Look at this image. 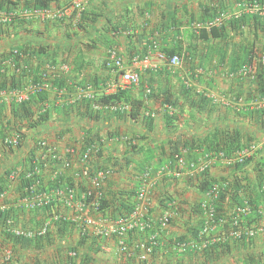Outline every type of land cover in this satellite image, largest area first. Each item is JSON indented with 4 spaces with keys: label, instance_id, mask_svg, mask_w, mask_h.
I'll use <instances>...</instances> for the list:
<instances>
[{
    "label": "crops",
    "instance_id": "1",
    "mask_svg": "<svg viewBox=\"0 0 264 264\" xmlns=\"http://www.w3.org/2000/svg\"><path fill=\"white\" fill-rule=\"evenodd\" d=\"M71 1L53 0L52 8ZM247 1L88 0L82 14L72 12L61 21L0 25V85L6 84L1 90L13 89L14 74L18 78L25 71L21 89L29 94V112H15L16 102L0 105V188H5L0 193L7 194L0 205L15 227L26 230H38L55 213L68 218L66 224H53L40 242L29 239V245L9 244L0 227V264H264V232L249 236L243 231L241 239L229 236L230 217L237 215L235 200L229 198L219 204L224 224L215 233L220 243L204 250L188 246L184 252L175 246L182 239L188 244L198 240L205 225L202 205L209 197L208 191L203 194V179L236 184L240 197L253 201L260 200L257 194L264 189V18H234L214 36L195 31L196 24L241 11ZM16 49L23 54L15 65ZM112 49L123 58L125 71L140 75L138 86H123L121 74L106 65ZM175 55L181 64L171 66L168 60ZM244 66L251 67L247 75L240 74ZM46 80L57 82L63 94L51 90L48 100L39 103L33 86ZM81 87L95 89V97H82L77 92ZM118 92L124 94L120 102H98ZM15 134L21 135L20 146H6L4 139ZM40 141L60 156L41 162L45 189H54L63 178L60 186L73 188L79 200L90 187L81 172L104 171L109 217L118 218L116 202L130 194L135 207L148 176L151 228L124 236L131 253L121 250L117 237L96 236L73 222L72 209L58 205L29 210L23 204L24 178L11 176L30 167L37 148L35 160L40 161ZM91 147L96 152L86 164L80 155ZM250 147L254 151L244 162L216 161L200 171L211 152L229 157ZM175 157L187 165L180 168ZM166 212L171 222L161 226ZM236 218L240 221L241 215ZM257 225L264 226V213Z\"/></svg>",
    "mask_w": 264,
    "mask_h": 264
},
{
    "label": "built area",
    "instance_id": "2",
    "mask_svg": "<svg viewBox=\"0 0 264 264\" xmlns=\"http://www.w3.org/2000/svg\"><path fill=\"white\" fill-rule=\"evenodd\" d=\"M88 0H72L71 3L67 6L58 8H48V9H33V8H21L16 11H2L0 10V25H8L14 23L17 20H41V21H61L65 18L69 17L72 12H77L82 14L85 10V5ZM242 15H256L258 17L264 18V3H260L256 0H248L241 11L236 13H222L217 16L212 21L205 24H196L195 31L199 34V31L205 29L207 32H210L213 28H219L223 26L226 22L234 19L240 18ZM80 17V15H78ZM17 54V51L15 52ZM181 57L175 55L169 58L168 64L171 66H178L181 64ZM139 62L136 60L133 62L134 66H137ZM111 71L121 74V82L123 86H138L140 84V75L135 71H125L123 58L120 56L116 49H112L109 51L107 57L106 64ZM62 71L66 72L67 67H63ZM251 72V67L244 66L240 74L247 75ZM45 78L47 76H44ZM48 78V77H47ZM33 90L35 92H40L42 90H52L49 83L44 81L42 84H38L33 86ZM77 92L85 98H94L96 93L93 88H79ZM57 93L63 94V91H57ZM29 100L28 90L25 89H3L0 90V105L3 103L16 102L22 104ZM117 109V106H112V109ZM115 109V110H116ZM21 135L15 134L10 137H6L4 139V144L9 147H18L21 143ZM39 147L42 153L40 161L33 160L30 164V167L27 169H16L14 174L11 176V179H16L23 177L25 181V192L23 199V204L29 210H43L45 208H50L53 206L63 205L68 209H72L74 211L75 218L72 219L75 223H80L83 226L91 228L93 234L96 236H101L104 238L109 237H117L119 239V246L122 251L130 252V250L123 240L126 234L130 233H143L151 228V222L148 218L149 210H150V194L152 190V184L149 181L148 176L142 182V185L136 194V204L133 212L124 217L118 218L116 220H109L108 218L100 217V208L102 205V200L104 199V191H103V183L106 178V174L104 171H94L90 172V169H85L81 172L80 176H84L90 184V187L87 191L84 192V195L81 199L77 200L75 191L73 188L56 186L54 189H45L44 181L41 175L42 172V161L45 158H49L50 160L58 161L60 159L59 154L50 146L47 141H40ZM254 151L253 147L245 148L239 153L226 157L224 153H215L211 152L207 154L205 157V161L202 166H200V171H203L208 168L213 162L216 161H225L230 164H236L239 162H244L248 159ZM94 148H88L86 152L80 155L81 161L84 163H89L91 161L92 155L95 154ZM186 162L178 158V166L180 168L185 167ZM191 169H197L195 164L189 165ZM64 167H70V164L67 163ZM176 174H179L177 171ZM223 184V185H222ZM216 183L207 193L209 200L202 205V211L204 213L205 225L201 229L198 235V240L194 242L186 241H176L175 246L179 251H186L189 247L197 248L199 250L206 249L210 244L220 243L222 240L221 236L216 232L220 225L224 224V220L221 216L217 215V211L214 209L212 202H214L217 197L220 195L222 189L226 187L224 183ZM6 193H0V199L6 197ZM176 203L173 204V207ZM253 207L249 204V202H245L244 206L238 209V215H247L252 212ZM6 208L4 205H0V211H5ZM262 211L261 208L258 209ZM90 211H93L96 215H91ZM68 218L62 213H55L49 220L44 221L41 228L36 231L26 230L22 228H17L13 226V221L10 219L7 221V226L10 228L11 232L17 236L25 239H32L36 237H44L49 232V228L53 224H57L59 222H67ZM233 229L229 234L230 237L241 239L243 235V231L249 236H255L257 233L264 232V226L256 225L250 228H244L240 223V221L235 218L233 220ZM171 222V214L170 212H166L160 219L161 226H165ZM209 237V238H208ZM211 237V238H210ZM155 239V237H152ZM152 245H157L158 242L152 240ZM131 253V252H130ZM75 256V253L73 254ZM133 256V253L132 255Z\"/></svg>",
    "mask_w": 264,
    "mask_h": 264
},
{
    "label": "trees",
    "instance_id": "3",
    "mask_svg": "<svg viewBox=\"0 0 264 264\" xmlns=\"http://www.w3.org/2000/svg\"><path fill=\"white\" fill-rule=\"evenodd\" d=\"M256 1H258V0H256ZM52 2H53V0H0V10L10 12L13 10L14 11L19 10L21 8H24V9L25 8L26 9L27 8L28 9L29 8L48 9L52 6ZM248 17L261 18V17H258L256 15H242L239 19L245 20ZM17 22H18V20L14 21V23H11V24H13V25L18 24ZM20 22L21 23L23 22L24 24L27 25V23H29L30 21L20 20L19 23ZM216 31H217V28H213L209 33L212 36H214V35H217ZM206 33H207V31L205 29H202L199 31V36L202 35L201 37H203L204 35H206ZM16 50H17V54L14 52V64L15 65H16L18 59L21 58V56L23 54L21 52L22 51L21 49H16ZM16 74H18V73H16ZM16 74H14V82L12 84V88L14 90L24 88V84H25L26 79H27V72H25V71L20 73L21 75L18 78H17ZM0 76H1V73H0ZM50 83H51L52 87L55 89L57 86H60L55 81H50ZM4 87H6V84H5V82L1 81L0 90H1V88H4ZM47 94L48 93L46 91H43V90L40 92H36V96H35L36 101H38L39 103H43V102L45 103L48 100ZM123 95L124 94L122 92H120V93L118 92L117 94H115L113 96L103 97V98L99 99L98 102H101L103 104L105 103L104 105H107V106L108 105H114L117 102H120L122 100ZM27 104H28L27 102L22 103V104H18V105L16 103H14V111L16 112V111L21 110L24 112H29V108H28ZM41 118H42V120H44L46 118V115L42 116ZM38 147H39V145H38ZM37 149H35L36 151L32 152L31 162L33 160H35L36 156L38 155ZM39 149H40V147H39ZM229 154H231V152H229ZM174 160H176L178 162V157L177 158L175 157ZM245 164H246V162L243 164H239V165L243 166ZM203 181H204V183H202V185H201L203 194H205L207 191H209L210 188L213 187L214 184L219 183L218 181H213L210 178L203 179ZM58 182L60 183V185L65 184V183H63V182H65L63 178L58 180ZM56 185L58 186L59 184H56ZM224 185L226 187H224L222 189V191H221L220 195L217 197V199L214 202H212L214 209L218 212L217 215L221 216V214L219 213V208H220L219 204L226 202L227 198H229L230 201L235 200L234 201V203L236 204L235 208H237L235 215L236 214L238 215V209L243 207L245 202H249L251 207H253L252 212L247 214V215L241 214L240 223H241L243 228H245L244 224H245V226H248V227H251V225L256 226L257 224H259L261 222V218H262L263 213H264V189L260 188V190L257 194V196H259L260 200H256V201L254 200L253 201L251 199H244V197L241 198L239 195V190H238L239 186H237L236 184L231 185L230 183H228V184H224ZM3 190H5V188L1 187L0 192ZM227 193H229L228 197H227ZM129 196L130 197L129 198L127 197V199L124 202H119V201L116 202V204L118 203V207L116 209V212L118 214V218H124L133 212L134 204H133V206L130 204V201L132 199V195L130 194ZM135 198H136V196H135ZM101 203H102V205L100 208V214L103 215L104 217L105 216L109 217L106 215V209L108 208V205H107L108 201L106 199H103ZM232 205L233 204L231 203L230 208L232 207ZM259 208H261L262 211H259L258 210ZM237 215L230 217L231 222H234L233 220L237 217ZM9 217H10V214L8 212L4 213V212L0 211V227L4 228V231L2 232V236L4 237V239L7 240V242L9 244H13V245H14V243H21L23 245H29L31 243V241L29 239H24L22 237H15L14 235H12L8 232L7 227L5 226V222H6L7 218H9ZM109 218H111L112 220L118 219V218H116V215L111 216ZM59 223H61V224L65 223L66 224L67 222H59ZM42 239H43V237H36V240H33V241L40 242V240H42ZM181 241H184V240L182 239ZM5 264H10V262H5Z\"/></svg>",
    "mask_w": 264,
    "mask_h": 264
},
{
    "label": "clouds",
    "instance_id": "4",
    "mask_svg": "<svg viewBox=\"0 0 264 264\" xmlns=\"http://www.w3.org/2000/svg\"><path fill=\"white\" fill-rule=\"evenodd\" d=\"M67 6V5H66ZM50 8H52V6L50 7ZM50 81L51 80H47V82L49 83V85L51 86V89L53 90V92H55L56 91V93H57V91H60V89H58V88H53L52 87V85H51V83H50ZM43 83V82H42ZM42 83H40V84H42ZM43 91H46L47 93H49L50 91L49 90H43ZM58 94V93H57ZM4 212V211H3ZM11 218L9 217V218H7V220H6V222H5V226L7 227V230H8V232L10 233V234H12V235H14L12 232H11V230H10V228H8V226H7V221L8 220H10ZM13 226H14V222H13ZM15 236V235H14ZM15 237H17V236H15ZM25 239V238H24ZM181 241V240H180ZM185 241V240H184ZM6 259H10V257L9 256H7L6 257Z\"/></svg>",
    "mask_w": 264,
    "mask_h": 264
}]
</instances>
